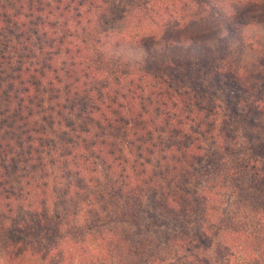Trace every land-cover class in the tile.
Masks as SVG:
<instances>
[{
    "label": "trees",
    "instance_id": "16d2710c",
    "mask_svg": "<svg viewBox=\"0 0 264 264\" xmlns=\"http://www.w3.org/2000/svg\"><path fill=\"white\" fill-rule=\"evenodd\" d=\"M138 3L0 0V264H264V0Z\"/></svg>",
    "mask_w": 264,
    "mask_h": 264
},
{
    "label": "rangeland",
    "instance_id": "374dc122",
    "mask_svg": "<svg viewBox=\"0 0 264 264\" xmlns=\"http://www.w3.org/2000/svg\"><path fill=\"white\" fill-rule=\"evenodd\" d=\"M139 3L135 7V11L137 10V20H139L144 13H148V15L151 14H160L162 17H164L165 9L168 6L169 2L171 0H138ZM146 1H148V6L146 5ZM138 6H141L138 8ZM220 101H222V97L219 96ZM240 134L242 133V130H239ZM242 137V136H240ZM233 263L236 264H249V262L245 259L244 255H236V257H233Z\"/></svg>",
    "mask_w": 264,
    "mask_h": 264
}]
</instances>
